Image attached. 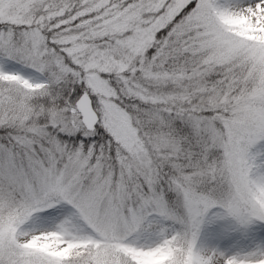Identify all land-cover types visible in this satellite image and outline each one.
Returning a JSON list of instances; mask_svg holds the SVG:
<instances>
[{"label": "snow or ice", "instance_id": "obj_1", "mask_svg": "<svg viewBox=\"0 0 264 264\" xmlns=\"http://www.w3.org/2000/svg\"><path fill=\"white\" fill-rule=\"evenodd\" d=\"M0 264H264V0H0Z\"/></svg>", "mask_w": 264, "mask_h": 264}]
</instances>
